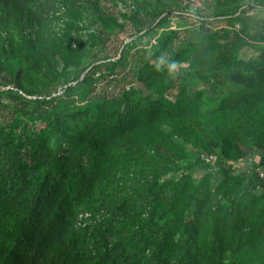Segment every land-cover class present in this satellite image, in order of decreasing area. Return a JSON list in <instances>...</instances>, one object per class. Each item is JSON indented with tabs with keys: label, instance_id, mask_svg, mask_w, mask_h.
I'll return each instance as SVG.
<instances>
[{
	"label": "trees",
	"instance_id": "1",
	"mask_svg": "<svg viewBox=\"0 0 264 264\" xmlns=\"http://www.w3.org/2000/svg\"><path fill=\"white\" fill-rule=\"evenodd\" d=\"M101 1L0 0V86L13 85L11 96L24 104L0 125V264H264V191H255L264 177L234 167L256 154L264 168V29L241 6L216 14L228 16L229 27L207 28L197 16L199 41L165 57L166 37L118 101L84 109L83 122L70 128L58 117L70 107L65 95L80 85L85 101L120 63L68 75L86 40L97 38L96 31L82 37L83 14L91 11L107 36L141 24L135 10L110 15ZM247 46L256 60L238 56ZM183 62L230 83L215 107L204 109L203 91L184 85L173 99L142 95L164 66ZM60 83L61 94L18 93ZM28 120L42 125L27 134ZM190 151L199 153L189 159ZM210 157L217 170L192 180L188 172Z\"/></svg>",
	"mask_w": 264,
	"mask_h": 264
},
{
	"label": "rangeland",
	"instance_id": "2",
	"mask_svg": "<svg viewBox=\"0 0 264 264\" xmlns=\"http://www.w3.org/2000/svg\"><path fill=\"white\" fill-rule=\"evenodd\" d=\"M114 1L117 3L115 6ZM126 7L120 0H102L101 8L107 14L120 16L121 11L128 12L135 10L140 18L141 24L135 25L127 22L124 29L116 31L114 35L107 36L99 34V23L91 11L83 14L81 23L83 25L81 35L84 37L86 31H96L97 38L93 44L86 40V45L81 49V63L70 68L68 75L70 77L78 74L81 69L90 65L101 64L109 60H115L120 57V63L116 67L112 76H105L97 80L92 87L91 93L85 101L79 102L78 94L81 86L75 87L64 97V102L70 105L65 111L58 114L61 122L70 128L83 122L86 117L82 112L86 108H93L98 104H104L111 99L118 101L122 91L126 86L134 81L136 67L145 59L158 51L163 40L170 36L172 40L162 51V56H170L179 49L189 47L191 43L200 40L201 31L198 18L208 19L207 28L217 29L220 27H229L233 22L231 19L223 16H217L220 11H226L227 6H241L246 10V16L251 17V22L256 24L259 29H264V0H123ZM163 11V15L159 13ZM231 9L227 10L230 14ZM159 21V23H158ZM143 23L144 27L143 28ZM142 25V26H141ZM149 27V30L146 29ZM140 30V31H138ZM240 58L245 60H256L258 52L253 47H244L238 53ZM164 66V65H163ZM163 74H160L152 82L146 83L141 88L143 96L158 97L161 93L167 95L170 99L175 97L179 86L184 85L190 94L195 91H203L202 106L204 109H210L217 105L219 100L226 95L230 83L223 82V77H210L209 79L197 74L195 70L190 69L187 62L179 63L175 68L164 66ZM24 74V72H22ZM4 72H0V81H3ZM34 79V78H33ZM62 83L49 89L25 87L19 94L26 95L27 99H33L39 95H46L47 91L52 95L61 94ZM13 85H6L4 89L0 88V125L8 124L14 117L12 107L17 104L22 107L23 101L13 98L16 91ZM161 91V92H159ZM27 111H32L35 104L28 103ZM75 114V117H73ZM42 125L39 120H28L26 133H33L36 126ZM178 141V140H177ZM199 151H190L189 159L198 155ZM260 157L256 154L246 160L237 161L234 167L237 169L246 166L247 175L251 171H257L264 177V168L260 166ZM217 170L213 159H208L204 164L193 167L189 172L192 180L197 182L206 173ZM177 179L178 173H173ZM219 181V176L214 175L208 182L209 188L213 189ZM256 193L261 194L263 187H257ZM190 218V215L186 216Z\"/></svg>",
	"mask_w": 264,
	"mask_h": 264
},
{
	"label": "built area",
	"instance_id": "3",
	"mask_svg": "<svg viewBox=\"0 0 264 264\" xmlns=\"http://www.w3.org/2000/svg\"><path fill=\"white\" fill-rule=\"evenodd\" d=\"M0 88L1 89H4V86H0ZM15 90H16V88H14ZM19 92H21V91H19ZM210 158H212L213 159V157H210ZM210 158H208V159H210ZM208 159H206V160H208ZM260 176H262L261 174H260ZM263 177V176H262ZM89 215H88V213H80L79 214V216H78V218H86V217H88Z\"/></svg>",
	"mask_w": 264,
	"mask_h": 264
},
{
	"label": "clouds",
	"instance_id": "4",
	"mask_svg": "<svg viewBox=\"0 0 264 264\" xmlns=\"http://www.w3.org/2000/svg\"><path fill=\"white\" fill-rule=\"evenodd\" d=\"M170 67H171V68H175V67H176V65H175V64H172Z\"/></svg>",
	"mask_w": 264,
	"mask_h": 264
}]
</instances>
